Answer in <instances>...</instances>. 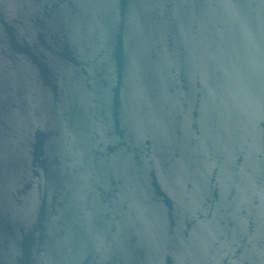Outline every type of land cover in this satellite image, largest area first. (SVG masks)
<instances>
[{"label":"water","instance_id":"95a60500","mask_svg":"<svg viewBox=\"0 0 264 264\" xmlns=\"http://www.w3.org/2000/svg\"><path fill=\"white\" fill-rule=\"evenodd\" d=\"M0 264H264V0H0Z\"/></svg>","mask_w":264,"mask_h":264}]
</instances>
